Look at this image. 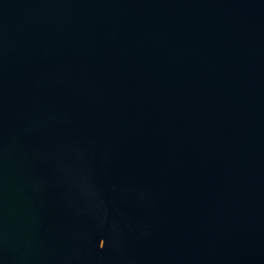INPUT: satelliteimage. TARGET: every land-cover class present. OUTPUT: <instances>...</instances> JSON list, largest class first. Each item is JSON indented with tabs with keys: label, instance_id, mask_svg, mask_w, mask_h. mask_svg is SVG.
<instances>
[{
	"label": "water",
	"instance_id": "95a60500",
	"mask_svg": "<svg viewBox=\"0 0 264 264\" xmlns=\"http://www.w3.org/2000/svg\"><path fill=\"white\" fill-rule=\"evenodd\" d=\"M0 264H264V0H0Z\"/></svg>",
	"mask_w": 264,
	"mask_h": 264
}]
</instances>
